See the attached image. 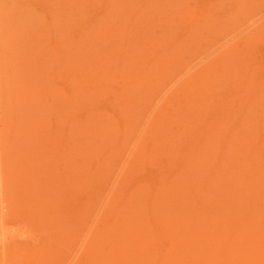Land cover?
Segmentation results:
<instances>
[{
  "label": "rangeland",
  "instance_id": "rangeland-1",
  "mask_svg": "<svg viewBox=\"0 0 264 264\" xmlns=\"http://www.w3.org/2000/svg\"><path fill=\"white\" fill-rule=\"evenodd\" d=\"M101 32H103L101 34L102 37L100 36ZM106 33L110 35H106ZM124 37L126 38L124 39ZM126 43L128 44L126 45ZM0 48V237H11L8 240L10 243L9 248H11L8 251L9 254L5 252V246L1 245L3 248H0V257L2 256L0 262L2 264H10L9 261H11L10 257L12 255L16 256L15 260L25 262L26 259L32 256V253L34 255L39 253L38 256L40 257L43 252L46 253L47 251L48 256L46 255L45 259H48L51 255L53 256L62 250L64 255L62 254L56 260V264H85L87 262L85 259L91 258L93 253L91 250L93 248L92 245L95 239L98 238L99 232L107 228V225L103 228L101 226L105 225L118 210L123 208L124 204L120 205L119 201L121 203L123 202L122 200H126L129 196L131 198L133 193L135 196L132 203L134 204V201L137 200L135 201V205L137 204V206L134 207L139 211H134V207L129 209L128 216L130 215L132 227L125 233L128 240H130L129 246L133 250H138L139 247L145 250L146 246L150 245L152 249L151 253L147 251L145 253L149 255L148 260L154 259L158 254V264H165L166 262V264H170L171 255L172 258H176L178 263L182 264H197L196 262L199 259L205 260V257L212 253V242H220L214 235H210L209 230L212 228L215 231L221 230L219 228L220 224H218L220 222L214 223L210 218L207 219L208 212L214 211L213 207H216L218 208V213H224L230 208V200L234 199L233 197L231 198V195L229 196L233 186L222 182L221 177L223 178L224 175L222 173L226 172V168L229 167L231 171L228 170L227 177L238 175L241 170L245 169V166L242 165V161L245 160L244 157L251 156L253 158L255 155L252 156V153L260 155L263 152L259 148L261 145L264 146V0H0ZM138 53L141 54L138 55ZM91 55H94V57L92 58ZM116 56L120 57L121 61H117L119 58ZM156 64L157 67L161 66L160 72L155 71V73H158V78L155 79L158 82L157 87L152 89L153 91L148 92V94H145L146 89L142 91L143 95L140 93L138 99L136 98L138 102L132 98L130 99L128 93L126 96V92H124V95L122 91H116L112 86L114 84L117 85V78H120L119 86L126 83L128 81L126 78L128 70H138L139 72L144 68L142 71L144 74H147V72L150 73L156 70ZM89 65L92 67H89L90 70L88 68ZM109 65L114 68L113 73L103 71L106 68L108 70ZM212 67L213 69H211ZM86 68L90 72H87ZM146 69L147 71H145ZM229 72H231V75ZM216 73L218 77L215 76ZM106 76L109 80L104 83L109 86L101 88L99 85L102 81L99 79ZM160 76L163 77L161 78ZM215 79L217 80L214 82L215 86H211L210 83ZM88 87L92 89L90 90ZM196 91L197 93H195ZM142 102L143 104H141ZM131 103L132 105H130ZM74 107L75 109H73ZM139 108L142 109L141 112H139ZM179 110L183 116L177 120L175 114ZM128 115L129 118L126 119L125 116ZM93 116L96 118L95 121H93ZM176 120L177 122H175ZM237 120L238 124L236 125ZM91 125H95V129ZM75 126L79 127L82 132ZM99 126L101 129L106 130L107 133L102 134L103 131ZM39 127L43 129L41 133ZM135 128L137 131L134 130ZM94 130H96V133H94ZM236 130L241 133H238ZM124 131L128 135L123 137L124 139L122 138L121 142L120 134L125 133ZM153 131L155 132L154 135ZM161 133L163 135L166 134L164 138H161L163 136ZM40 134H43V137L45 136L44 139L42 138V141L38 137ZM64 135L66 137L69 136L72 146L61 150V153L66 151L64 158L67 161L61 162L62 164L58 168L61 171L60 174L63 172V177L65 176V178L60 182L59 177L56 175L55 182H48L49 186L46 187L50 190V194L53 192V196L57 197L56 203L52 207L44 205L43 209L42 207L40 209L38 206L40 202L36 203V205V201H29L25 207H22L19 205L20 197L17 194L23 188L18 187L17 182H20L19 175L20 173L23 174V169L26 168L24 166L28 165L26 171L35 169L33 168L35 167L34 165L38 166L39 161L46 160V157L54 152L51 148L53 145H46V142H49L50 139L51 141L53 139L56 141L57 137L61 138L60 136L64 137ZM104 135L106 136L104 137ZM145 136H148V139H145ZM88 137L92 139L90 140ZM112 138L119 139L118 141L121 143L119 144L118 141ZM166 138L167 141L169 139L173 141V146L170 145L171 148H169L168 144L164 145L165 151H170L171 154L169 152L167 154L164 153L165 156L162 154L163 156L160 159L156 155L157 151L158 154L160 152L158 148L159 139ZM85 139L88 141L85 142ZM79 140L84 144L82 145ZM111 140L112 143H117H113L114 146L112 144L114 148L103 144L105 150L101 142L106 143V141L109 142ZM234 140L236 143H234ZM92 142L94 145L96 144L95 142L98 145L99 143L101 144L100 146L95 145L96 147H100L99 152H97L99 148H96V151ZM28 143L35 150L36 155H34L37 158L32 154L29 157H26V155L19 157L22 154L19 149L29 148ZM85 146L88 147L85 148ZM44 147H48L49 149L47 148L46 152L44 151L39 155L36 150L44 149ZM109 149L113 153L106 154ZM103 150L104 153L102 152ZM146 150H148L147 153H145ZM16 151L19 153H16ZM250 151L253 152L250 154ZM90 152H95L96 155ZM199 153L201 155L204 154L205 162L204 168L198 172V170L189 168L190 162L186 163L189 157L194 158ZM44 154L47 155L45 158H43ZM87 154L91 156L87 158ZM101 154L105 156H101ZM151 154L153 155L150 156ZM15 156L19 157V159L15 158ZM31 156L34 157V160L33 157L31 159ZM96 156L99 157L96 158ZM173 156L174 161L172 159ZM77 157L82 160H78ZM103 157L105 158V162L102 160ZM156 157L160 160L156 159ZM224 157L226 161H224ZM38 158L42 159L35 162ZM111 158H113V161L110 160ZM167 158L170 161L172 159V161L168 162ZM216 158L218 159L216 160ZM260 158L262 159V157ZM13 159H17L18 161H15L16 166L10 167L11 164L8 162H14ZM76 160L80 162L78 163ZM23 161L24 163L22 164ZM207 161H210V164ZM86 162H90L91 164L89 163L90 165H88ZM182 162H186L185 165L184 163L181 164ZM217 162L221 165H217ZM260 162L263 164L264 160ZM206 163L207 165H205ZM226 163L227 166L225 165ZM261 163L258 162L256 167L260 168L262 166ZM4 164L8 165L5 166ZM137 164L138 167H141L138 168ZM214 165L220 167L217 168ZM8 166L10 168L7 169ZM105 166L108 168L106 169ZM207 166L210 167L206 168ZM262 168L264 169L263 166ZM72 170L76 171L72 172ZM57 171L60 172L59 170ZM107 172L108 174H106ZM189 172L194 174L191 175ZM163 174L165 178L162 177ZM82 175H84V178ZM191 176H193V180H191ZM80 177L83 179H80ZM180 177L183 180L179 179ZM158 178L162 180L158 181ZM189 178L190 180H188ZM197 179H202L205 183L204 185L207 187L204 189V193L208 191L209 193L206 194H209L210 198L204 204H210L209 208L206 207L207 205H205V208L197 199L196 203H194L195 199L192 188L194 187L193 183ZM174 180H177L176 184ZM169 181L174 183L170 185ZM207 182L208 184H206ZM86 183L90 186L88 184L85 185ZM166 183L168 184L167 186ZM153 185L155 186V190L162 188L159 191L157 190L160 193L157 192L155 195V191L151 192L154 190L152 189L154 188ZM173 185H176V187L174 188ZM96 187H99V192L95 189ZM167 187L169 188L167 189ZM173 188L174 190L177 188L179 191L182 189L181 192H178L177 189V191H172ZM256 190L258 189L256 188L254 192H250L255 199ZM15 191V195L17 196L14 195ZM185 192L187 194H184ZM177 193L183 194L182 196L184 197L180 199V195ZM161 194L163 197L169 194V197L172 198L170 199L167 195L164 205L163 201H165V197L163 198ZM98 195L100 196L99 198L97 197ZM138 196L139 198H137ZM156 197H160L158 198L159 200ZM173 197L175 198L173 199ZM161 199L163 200L160 201ZM95 201L98 203H95ZM167 201L168 204L169 201H172L169 204L170 208H173L171 211L169 206H167ZM87 202L96 205L92 207ZM143 203H146V205ZM193 204H197L196 208H194ZM248 204L245 207L250 208L251 205H258L255 202ZM84 205L86 207L89 206L88 208L91 209L85 208ZM152 206H156V208ZM161 206L165 207L162 208ZM157 207H159L158 210ZM245 207L243 206V209ZM53 208L55 209L53 210ZM175 208H177L176 212H174ZM63 209L67 210V213ZM161 209L169 211L168 213L179 222V227L181 228L180 234L193 231L194 234L191 236V240H189L190 236L187 234L189 242L187 241L184 244L186 248L175 247L176 251H174L173 243L170 241L171 234L175 237L174 231L172 233L168 229L165 231L166 226H164L163 222L153 217V212L158 213ZM183 209L185 210L184 215ZM193 209L197 210V214L194 213ZM41 210H43V214H47L48 216L44 215L45 218L41 217L43 216L42 213H39ZM72 210H75V213ZM106 210L108 214H105ZM141 210L142 212H140ZM152 210L153 212L151 213ZM32 211L33 213L35 212L33 215ZM37 211H39V214H37ZM144 211L145 213L143 214ZM188 211L194 213V217ZM49 212L53 213L54 217H58L59 220L62 218L61 223L62 220L63 222L65 220L67 227L73 230L72 232L69 230V234H71L70 238H74H72L71 244L69 242L65 243V241H59L57 244L49 237L48 230H46L48 228L46 226L48 225H45L49 217L53 216ZM111 212L114 214H111ZM135 212H138V214ZM198 213L200 214L198 215ZM259 214L260 217L261 215L263 217L264 211ZM196 216L198 217L196 218ZM106 217L110 218L106 219ZM189 217H192L194 220ZM260 217H256L257 219L246 218L245 216L241 217L243 219H239V223L232 230V234L229 230L226 231V239L221 240V242L228 244L233 242V240L235 241V236L238 238L242 234V231L243 234L244 231L250 230H256L261 233L263 229L264 233V220H261ZM203 218L205 222L202 221ZM186 219H191V225L188 224L189 222ZM41 220L45 222L42 223ZM255 221L260 224L255 223ZM138 222L143 224L139 226ZM43 224L45 227H43ZM255 224L258 226L257 229L254 228ZM202 226H205V229ZM135 227L137 229H134ZM198 231L204 232L200 233ZM129 232L132 234H129ZM166 232L169 236H167ZM197 234L198 238H196ZM210 236H213V238H210ZM144 237L149 238L146 240L147 238ZM19 239L22 242L16 244L15 242ZM238 241H243V238H239ZM248 241L250 242L251 239ZM51 243H54L52 247ZM159 245H161V248L158 247ZM16 246L18 248L14 249ZM189 246L190 248H188ZM49 247L50 249H48ZM134 247L136 248L134 249ZM28 248L29 250H26ZM254 248L256 249V247ZM168 249L170 250L168 251ZM172 249L173 251H171ZM26 252L31 254L27 255ZM5 255L7 257L10 256V259L5 258ZM134 255L130 257L131 261H134L135 264L145 263V257L143 262L141 255ZM100 259H103L102 256H100ZM165 259L168 261H165ZM154 260L156 261V259ZM211 260H213V264H216L218 261L216 257ZM119 261L120 263L124 262L120 258Z\"/></svg>",
  "mask_w": 264,
  "mask_h": 264
},
{
  "label": "bare ground",
  "instance_id": "bare-ground-1",
  "mask_svg": "<svg viewBox=\"0 0 264 264\" xmlns=\"http://www.w3.org/2000/svg\"><path fill=\"white\" fill-rule=\"evenodd\" d=\"M119 3V2H118ZM111 5V4H110ZM128 6V5H127ZM126 6V7H127ZM125 7V8H126ZM129 8H130V6H128ZM63 11V10H62ZM65 11V10H64ZM114 12V11H113ZM117 14V13H116ZM162 15H164V14H162ZM120 16H121V14H120ZM168 16H170V15H168ZM166 17V16H165ZM113 18V17H112ZM112 18H111V20H112ZM164 18V17H163ZM127 19V18H126ZM160 20V19H159ZM119 21H121V20H119ZM131 21V20H130ZM107 25V24H106ZM109 25V24H108ZM112 25V24H111ZM128 25V24H127ZM123 26V25H122ZM108 27V26H107ZM110 27V26H109ZM112 27V26H111ZM120 27V26H119ZM118 27V28H119ZM107 29V28H106ZM110 29V28H109ZM115 29V28H114ZM116 29H117V27H116ZM125 29V28H124ZM91 30H93V29H91ZM127 30V29H126ZM125 30V31H126ZM110 31V30H109ZM124 31V32H125ZM123 32V31H122ZM103 32H101L100 33V36H101V34H102ZM110 33V32H109ZM108 33H106V35H107ZM108 35H110V34H108ZM113 35V34H112ZM142 35V34H141ZM104 36V35H103ZM114 36H117V35H114ZM97 37V36H96ZM102 37V36H101ZM105 37H109V36H105ZM111 37V36H110ZM113 37V36H112ZM132 37V36H131ZM98 39H100L99 37H97ZM126 37H124V39H125ZM192 38H194V37H192ZM149 39V38H148ZM93 40V39H92ZM95 40V39H94ZM107 40V39H106ZM105 40V41H106ZM129 40V39H128ZM193 40H195V38L193 39ZM18 42V41H17ZM124 42V41H123ZM176 42V41H175ZM187 42V41H186ZM96 43V42H95ZM190 43V42H189ZM92 44H94L93 42H92ZM124 44V43H123ZM128 43H126V45H127ZM191 44V43H190ZM89 45V44H88ZM111 45V44H110ZM118 45L119 46H121L119 43H118ZM189 45V44H188ZM106 46V45H105ZM162 46V45H161ZM83 47V46H82ZM113 47V46H112ZM81 48V47H80ZM130 48V47H129ZM1 49V48H0ZM75 49H77L76 47H75ZM107 49V48H106ZM134 49V48H133ZM18 50V49H17ZM83 50V49H82ZM32 51V50H31ZM84 51V50H83ZM82 51V52H83ZM104 51V50H103ZM108 51V50H107ZM138 52H139V50H137ZM181 51V50H180ZM80 52H81V50H80ZM99 52V51H98ZM11 53V52H10ZM113 53H114V51H113ZM125 53V52H124ZM66 54H68L67 52H66ZM94 54V53H93ZM111 54V53H110ZM141 53H138V55H140ZM109 55V54H108ZM126 55H128V54H126ZM125 55V56H126ZM39 56V55H38ZM92 56V55H91ZM124 56V55H123ZM131 56H134V55H131ZM13 57V56H12ZM76 57V56H75ZM94 57V55L92 56V58ZM109 57H112V56H109ZM108 57V58H109ZM116 57H118V56H116ZM84 58V57H83ZM104 58V57H103ZM115 58V57H114ZM119 59L117 60V61H121L120 60V57H118ZM149 58V57H148ZM155 58H156V56H155ZM154 58V59H155ZM101 59V58H100ZM74 60V59H73ZM90 60H91V58H90ZM178 60H180V59H178ZM45 61V60H44ZM70 61V60H69ZM94 61V60H93ZM115 61V60H114ZM157 61H158V59H157ZM173 61V60H172ZM171 61V62H172ZM13 62V61H12ZM26 62V61H25ZM91 62V61H90ZM89 62V63H90ZM96 62V61H95ZM149 62V61H148ZM162 62V61H161ZM43 63V62H42ZM75 63H76V61H75ZM78 64V63H77ZM100 64V63H99ZM108 64V63H107ZM146 64V63H145ZM149 64H151V63H149ZM164 64V63H163ZM176 64V63H175ZM12 65V64H11ZM16 65V64H15ZM42 65V64H41ZM143 65V64H142ZM161 65V64H160ZM179 65V64H178ZM101 66V65H100ZM147 66H149L148 64H147ZM166 66V65H165ZM171 66V65H170ZM92 68L91 67V65H89L88 66V68ZM150 67V66H149ZM149 67H148V69H149ZM42 68V67H41ZM88 68H86V70H87V72H90V71H88ZM90 68H89V70H90ZM111 68V69H110ZM139 68H141V67H139ZM164 68V67H163ZM166 68H167V66H166ZM39 69V68H38ZM113 67L111 66V65H109L108 66V70H107V68L105 69V70H103L104 72H111V73H113L112 71H113ZM133 69V68H132ZM144 68H142V70H143ZM211 69H213V67L211 68ZM127 70V69H126ZM137 70V69H136ZM141 70V71H142ZM152 70V69H151ZM164 70V69H163ZM175 70V69H174ZM216 70V69H215ZM120 71V70H119ZM141 71H139L138 72V70L137 71H127V73L129 74H127V82L126 83H124L123 85H121L120 84V86H119V83H120V78H117L118 80V82H117V85L116 84H114V85H112L113 87H114V89L116 90V91H122L123 92V94H124V92H126V96H127V93L129 94L128 96L130 97V99L132 98V99H134L135 101L138 99V97H139V94L141 93L142 94V91H144L145 89H146V93L145 94H148V92H150V91H153L152 89H154L155 87H157V81L155 80L156 78H158V73H155V71H161V66H158L157 67V64H156V70H154V72H150V73H148L147 72V74L145 73H143V71L141 72ZM145 71H147V69L145 70ZM168 71V70H167ZM213 71V70H212ZM211 71V72H212ZM220 71V70H219ZM228 71V70H227ZM83 72V71H82ZM109 72V73H110ZM93 73V72H92ZM101 73V72H100ZM99 73V74H100ZM164 73V72H163ZM167 73V72H166ZM171 73V72H170ZM214 73V72H213ZM231 72H229V74H230ZM240 73V72H239ZM97 74V73H96ZM98 74V75H99ZM108 74V73H107ZM117 74V73H116ZM220 74V73H219ZM225 74H226V72L224 73V76H225ZM162 75V74H161ZM166 75V74H165ZM221 75H223V74H221ZM231 75V74H230ZM240 75V74H239ZM215 76H217V73L215 74ZM223 76V77H224ZM102 77H103V75H102ZM115 77V76H114ZM161 77V76H160ZM163 77V76H162ZM161 77V78H162ZM166 77H167V75H166ZM218 77V76H217ZM165 78V77H164ZM220 78V77H219ZM97 79H98V77H97ZM100 81H102V82H100V87L102 88L103 86H109V85H107V84H105L104 82H106V81H108L109 80V78L106 76V77H104V78H101V79H99ZM164 80V79H163ZM213 80V79H212ZM122 81V80H121ZM124 81V80H123ZM215 81H217L216 79L214 80V81H212L210 84H211V86H213L214 85V82ZM91 82V81H90ZM99 82V81H98ZM97 82V83H98ZM43 83V82H42ZM89 83V82H88ZM218 83V82H217ZM196 84V83H195ZM207 85V84H206ZM205 86V85H204ZM215 86V85H214ZM39 87V86H38ZM197 87V86H196ZM89 88V87H88ZM99 88V87H98ZM101 88H99V89H101ZM200 88V87H199ZM87 89V88H86ZM85 89V90H86ZM90 89V88H89ZM92 89V88H91ZM90 89V90H91ZM199 92H200V90H199ZM195 93H197V91L195 92ZM9 95V94H8ZM125 95V94H124ZM143 95V94H142ZM195 95H198V94H195ZM35 98V97H34ZM137 98V99H136ZM26 99V98H25ZM11 100V99H10ZM124 100V99H123ZM127 100V99H126ZM25 102V101H24ZM124 102H125V100H124ZM136 102H138V101H136ZM9 103V102H8ZM14 103V102H13ZM121 103V102H120ZM129 103V102H128ZM262 103V102H261ZM26 104H27V102H26ZM141 104H143V102L141 103ZM18 105V104H17ZM119 105V104H118ZM130 105H132V103L130 104ZM137 105H138V103H137ZM145 105V104H144ZM121 106V105H120ZM119 106V107H120ZM134 106H135V104H134ZM129 107V106H128ZM136 107V106H135ZM138 107H139V105H138ZM249 107V106H248ZM121 108V107H120ZM145 108V107H144ZM16 109V108H15ZM73 109H75V107L73 108ZM127 110H128V108H126ZM30 110V109H29ZM124 110V109H123ZM126 110V111H127ZM131 110V109H130ZM141 110L142 109H140L139 108V112H141ZM118 111H120V110H118ZM38 113V112H37ZM123 113H124V111H123ZM250 113V112H249ZM39 114V113H38ZM120 114H122V113H120ZM129 114H131L130 112H129ZM134 116V115H133ZM132 116V117H133ZM139 116V115H138ZM182 116H183V114L181 113V111L179 110V111H177L176 112V114H175V118H177V120L178 119H181L182 118ZM254 116V115H253ZM126 117V119L127 118H129V115L128 116H125ZM124 117V118H125ZM131 117V118H132ZM135 117V116H134ZM256 117V116H255ZM258 117V116H257ZM24 118V117H23ZM252 118V117H251ZM123 119V118H122ZM126 119H125V121H126ZM96 120V118H95V116H93V121H95ZM100 120V119H99ZM137 120V119H136ZM135 120V121H136ZM177 120L175 121V122H177ZM246 120V119H245ZM23 121V120H22ZM131 121V120H130ZM256 121V120H255ZM254 121V122H255ZM140 122V121H139ZM252 122V121H251ZM23 123V122H22ZM93 123V122H92ZM91 123V124H92ZM96 123H98L97 121H96ZM100 123H101V121H100ZM132 123H133V121H132ZM29 124H31L30 122H29ZM28 124V125H29ZM94 124V123H93ZM99 124V123H98ZM130 124V123H129ZM134 124V123H133ZM236 125L238 124V120H237V122L235 123ZM246 124V123H245ZM234 125V124H233ZM79 126V125H78ZM88 126V125H87ZM91 126H93V128L95 129V125H91ZM128 126V125H127ZM130 126V125H129ZM136 126V125H135ZM239 126V125H238ZM245 126V125H244ZM76 127V126H75ZM90 127V126H89ZM131 127H132V124H131ZM138 127V126H137ZM231 127V126H230ZM229 127V128H230ZM40 128V127H39ZM69 128V127H68ZM77 128V127H76ZM79 128V127H78ZM77 128V129H78ZM81 128H83V127H81ZM92 128V129H93ZM99 128H100V126H99ZM98 128V129H99ZM104 128V127H103ZM106 128V127H105ZM129 128V127H128ZM235 129H236V127H234ZM38 129V128H37ZM37 129H35V130H37ZM84 129V128H83ZM90 129H91V127H90ZM101 129V128H100ZM231 129V128H230ZM233 129V128H232ZM16 130V129H15ZM41 130H43V129H39V131H40V133H41ZM80 132H82L81 131V129L79 128L78 129ZM77 130V131H78ZM86 130V129H85ZM102 131H103V133L102 134H106L107 133V131L106 130H103V129H101ZM100 130V131H101ZM134 130H136V128L134 129ZM153 130V129H152ZM250 130V129H249ZM27 131V130H26ZM38 131V132H39ZM61 131V130H60ZM67 131V130H66ZM79 131H78V133H79ZM91 131V130H90ZM96 130H94V133H96L95 132ZM137 131V130H136ZM151 131V130H150ZM236 131H238V130H236ZM242 131V130H241ZM21 132V131H20ZM23 132V131H22ZM25 132V131H24ZM30 132H31V130H30ZM85 132V131H84ZM92 132H93V130H92ZM105 132V133H104ZM125 132V131H124ZM240 131H238V133H239ZM247 132V131H246ZM44 133V132H43ZM66 133V132H65ZM64 133V134H65ZM110 133V132H109ZM108 133V134H109ZM130 133H132V132H130ZM134 133V132H133ZM236 133V132H235ZM241 133V132H240ZM25 134V133H24ZM37 134V133H36ZM90 134H91V132H90ZM100 134V133H99ZM107 134V135H108ZM136 134H137V132H136ZM155 134V132L153 131V135ZM162 134V133H161ZM41 135V136H40ZM38 137H40V140L42 141V138L44 139V137H43V134H40ZM51 135V134H50ZM114 135V134H113ZM126 135H128V133H123V134H120V138H121V142H122V138L123 137H125ZM134 135H135V133H134ZM139 135V134H138ZM137 135V136H138ZM153 135H151V136H153ZM163 135V134H162ZM165 135L166 134H164L161 138H164L165 137ZM240 135H242V134H240ZM23 136V135H22ZM29 136V135H28ZM35 136V135H34ZM59 136V135H58ZM83 136H85V135H83ZM86 136H87V134H86ZM93 136V135H92ZM95 136V135H94ZM98 136V135H97ZM101 136H103V135H101ZM106 135H104V137H105ZM129 136H130V134H129ZM148 136H150V135H148ZM148 136L146 137L145 136V139L147 138L148 139ZM18 137H19V135H18ZM47 137V136H46ZM61 138H59V137H57V140L55 141L54 139L51 141V139L50 138H48V139H50L49 140V142H46L47 144L46 145H53L51 148L54 150V152L52 153V154H50V155H46V154H44L45 156H43V158H45L46 156V160L45 159H43V160H45L44 162H42V161H39L38 162V160H40V159H42V158H38L37 159V161H35V162H38L39 164H38V166L37 165H34L33 163V165L35 166V167H33V168H35V169H33V170H27L26 171V168H27V166L28 165H26V166H24V167H26L25 169H23V174H21L20 173V182H17V186L19 187L20 186V188H23L22 190H21V192L20 193H18L17 195H19V199H20V204L19 205H21L22 207H25V205L26 204H28L29 203V201H36L35 202V204L36 203H38V202H40L39 204H38V206H39V208L40 207H42V209H43V206L44 205H49V207L51 206H53V204L54 203H56V201H57V197H54L53 196V192H52V194H50V190H48L46 187L47 186H49L48 185V182L50 183V182H52V181H54L55 182V180H56V178H55V176L57 175L58 177H59V181L61 182L62 180H63V178H65V176L63 177V172H62V174H60L61 173V171H60V169L58 168V166L60 167V165L62 164L61 162H63V161H67V159L66 158H64L65 157V155H66V151L65 152H63V153H61V150L62 149H66V147H72L71 146V144H70V138H69V136L68 137H66L65 135H64V137L63 136H60ZM70 137H71V134H70ZM113 137V136H112ZM80 138H81V136H80ZM93 138H95V137H93ZM97 138H99V137H97ZM103 138V137H102ZM101 138V139H102ZM108 138V137H107ZM115 138V137H114ZM227 138V137H226ZM47 139V140H48ZM75 139V138H74ZM83 139V138H82ZM88 139H90L89 137H88ZM92 139V138H91ZM90 139V140H91ZM96 139V138H95ZM113 139V138H112ZM116 139H117V136H116ZM116 139H113V140H115V141H118V140H116ZM124 139V138H123ZM23 140V139H22ZM90 140H89V142H90ZM105 140V139H104ZM125 140H126V138H125ZM170 140V141H169ZM168 141H167V138L166 139H159V146H158V148L160 149L159 151V154H158V151H157V153H156V155H158L159 156V158L161 159L162 158V156L164 155V153H166L167 154V152H169L170 153V151H165V148H164V145H166V144H168L169 145V148H171L170 147V145H172L173 144V141H172V139H169ZM19 141V140H18ZM27 141V140H26ZM26 141H25V143H26ZM51 141V142H50ZM88 140H86L85 139V142H87ZM102 141H103V139H102ZM128 141H130V140H128ZM145 141V140H144ZM237 141V140H236ZM22 142V141H21ZM31 142V141H30ZM36 142V141H35ZM79 142H81V144L83 145L84 143H82V141L81 140H79ZM84 142V141H83ZM99 142H101V141H99ZM104 142V141H103ZM103 142H101L102 143V146L104 147V149H105V146L106 145H108V146H110V147H112V148H114L113 146H114V144L113 143H117V142H113L112 143V140L111 141H109V142H107L106 141V143H108V144H106V143H103ZM121 142H119L118 141V143L120 144ZM156 142V141H155ZM171 142V143H170ZM96 144L95 145H98L97 144V142H95ZM170 143V144H169ZM234 143H236L235 142V140H234ZM29 144V143H28ZM70 144V145H69ZM80 144V143H79ZM92 144H93V142H92ZM103 144H105V146L103 145ZM112 144H113V146H112ZM128 144V143H127ZM145 144H146V142H145ZM229 144V143H228ZM239 144V143H238ZM8 145V144H7ZM35 145V144H34ZM91 145V144H90ZM94 145V144H93ZM94 145V146H95ZM101 144L99 143V145L98 146H100ZM123 145H124V141H123ZM231 145V144H230ZM234 145V144H233ZM242 145V144H241ZM32 147V145H28V147L29 148H26V149H19V148H21V147H19L18 149H19V151L20 152H22V154H20V156L19 157H21V156H25L26 155V157H29L30 156V154H32V155H36V153H35V150L33 149V148H31ZM79 146V145H78ZM101 146V147H102ZM173 146V145H172ZM228 146V145H227ZM236 146V145H235ZM46 147V146H45ZM44 147V149H38V150H36L37 151V153L40 155L42 152H44L45 150L47 151V148H45ZM80 147H81V145H80ZM86 147H88V146H85V148ZM121 147V146H120ZM224 147H226V146H224ZM41 148V147H40ZM93 148V147H92ZM95 149L97 148H99L98 149V151H97V149H96V151L97 152H99V150H100V147H94ZM93 148V149H94ZM175 148V147H174ZM174 148H172V149H174ZM211 148H213V147H211ZM232 148V147H231ZM17 149V150H18ZM32 149V150H31ZM49 149V148H48ZM248 149V148H247ZM250 149V148H249ZM51 150V149H50ZM69 150V149H68ZM67 150V151H68ZM73 150H75V149H73ZM72 150V151H73ZM92 150V149H91ZM106 150V149H105ZM141 150V149H140ZM170 150V149H169ZM239 150H240V148H239ZM252 150V149H251ZM254 150H255V148H254ZM257 150V149H256ZM259 150H263V152L262 153H260V155L259 154H253L251 151H250V154L252 153V156L253 155H255V157H247V158H245L244 157V161H242V165L243 166H245V169L242 171L241 170V172L238 174V175H233V176H231V177H227V172H228V170H229V167H227L226 168V172H224V173H222V174H224L223 175V178L221 177V179L223 180L222 182H225V183H227V184H229V185H232L233 186V188H231V194H229V196L231 195V198L233 197L234 199H232V200H230V201H228V202H230V208L228 209V211H226V212H224V213H218V208H216V207H213L214 208V211L212 210L211 212L208 210V208L210 207V204H204V202L205 201H207L208 200V198H210L209 197V194H206V193H209L208 191H205V193H204V189L205 188H207L204 184V182H203V180L202 179H197V181H195L194 183H193V185H194V187L192 188V193H193V197H194V199H195V202L194 203H196V201L198 200V201H200V203H201V205L203 204L204 205V207H205V205H207L206 207H208L207 208V210L209 211L208 212V215H207V219L208 218H210L212 221H214V223L216 222H220V223H218V224H220V227L219 228H221V230L220 231H215L213 228L212 229H210L209 230V233H210V235H214V237L215 238H218L219 239V241L220 242H212V244L211 245H213L211 248L213 249L212 250V253H210L209 254V256H207V257H205V260L204 259H202V260H198L196 263L197 264H213L212 262H213V260H211L212 258H214V257H216L217 259H218V261H217V263H216V261H214V263H216V264H264V233H263V229H262V231H261V233L259 232V231H256V230H250V231H244V234H243V231H242V234L241 235H239L238 236V238L235 236V238H236V240L234 241L233 240V242H231V243H228V244H223L222 242H221V240L223 241V239H226L225 237H226V235L227 234H225V233H227L226 231H228L229 230V232H231V234H232V230L233 229H235V226L239 223V219H243V218H241V217H246V218H258V217H260L259 215V213H262L264 210H262V209H264V169L262 170L261 169V167L263 166L264 167V162H263V164L260 162V161H262V160H264V146H260V148H259ZM45 151V152H46ZM95 151V152H96ZM152 151H154V150H152ZM228 151H230V150H228ZM227 151V152H228ZM232 151V150H231ZM230 151V152H231ZM241 151V150H240ZM18 151H16V153H17ZM29 152V153H28ZM86 152V151H85ZM84 152V153H85ZM95 152H90V153H95ZM101 152V151H100ZM103 153H104V150L102 151ZM106 152V151H105ZM148 152V150H146V152L145 153H147ZM206 152V151H205ZM211 152V151H210ZM221 152V151H220ZM227 152H226V154H227ZM237 152H239V151H237ZM19 153V152H18ZM72 153V152H71ZM88 153V152H87ZM89 153V154H90ZM111 153H113V152H111V150L109 149V151H108V153H106V154H111ZM120 153V152H119ZM150 153H152V152H150ZM209 153V152H208ZM213 153V152H212ZM255 153V152H254ZM49 154V153H48ZM99 154V153H98ZM140 154V153H139ZM154 154V153H153ZM153 154H151L150 156H152ZM163 154V155H162ZM171 154V153H170ZM214 154V153H213ZM217 154V153H216ZM215 154V155H216ZM231 154V153H230ZM34 155V157L35 158H37L36 156ZM68 155V154H67ZM79 155V154H78ZM95 155H96V153H95ZM103 154H101V156H102ZM122 155V154H121ZM169 155V154H168ZM201 153H199V154H196V156L194 157V158H188V162H187V159H186V164H188L189 162H190V166H189V168H192L193 170H198V172L200 171V170H202L203 168H204V154L203 155H201ZM212 155V154H211ZM220 155H221V153H220ZM225 155V154H224ZM238 155H240V154H238ZM246 155V154H245ZM69 156H71V155H69ZM89 156H91V155H89ZM88 156V154L86 155V157L88 158L89 157ZM103 156H105V155H103ZM116 156H118V155H116ZM135 156H137V155H135ZM145 156V155H144ZM165 156V155H164ZM170 156V155H169ZM181 156V155H180ZM206 156V155H205ZM226 156V155H225ZM243 156V155H242ZM3 157H4V155H3ZM19 157H17V156H15V158H18L19 159ZM32 157L33 156H31V159H32ZM34 157H33V160H34ZM41 157H42V155H41ZM99 157V156H98ZM97 156H96V158H98ZM106 157H107V155H106ZM111 157V156H110ZM114 157V156H113ZM120 157H122V156H120ZM139 157V156H138ZM154 157V156H153ZM153 157H151V158H153ZM177 157V156H176ZM175 157V158H176ZM213 157H214V155H213ZM227 157V156H226ZM234 157H236V156H234ZM259 157V158H258ZM260 157H262V159L260 158ZM7 158V157H6ZM5 158V159H6ZM9 158H11V157H9ZM14 158V159H15ZM71 158V157H70ZM79 157H77V159H78ZM85 158V157H84ZM86 158V159H87ZM91 158V157H90ZM108 158V157H107ZM118 158V157H117ZM158 157H156V159H157ZM158 158V159H159ZM163 158H165V157H163ZM169 158V157H168ZM167 158V160H169ZM174 158V156L172 157V159ZM230 158H232V157H230ZM242 158V157H241ZM249 158V159H248ZM5 159H4V161H5ZM13 159V160H14ZM105 158L103 157L102 158V160H104ZM113 158H111L110 160H112ZM148 159V158H147ZM159 159V160H160ZM172 159H171V161H172ZM210 159H211V157H210ZM218 158H216V160H217ZM221 159V158H220ZM224 159H225V157H224ZM7 160H8V158H7ZM6 160V161H7ZM17 160V159H16ZM16 160H14V162H8V163H10L11 164V166H10V164H9V166L10 167H12V166H16V163H15V161ZM78 160H80V159H78ZM78 160H76V161H78ZM82 160V159H81ZM80 160V161H81ZM89 160H91V159H89ZM101 160V161H102ZM115 160H118V159H115ZM140 160H142L141 158H140ZM166 160V159H165ZM175 159H173V161H174ZM208 160V159H207ZM229 160V159H228ZM3 161V160H2ZM18 161V160H17ZM47 161V162H46ZM80 161H78V163L80 162ZM113 161V160H112ZM137 161V160H136ZM149 161V160H148ZM170 160L168 161V162H171ZM224 161H226V159L224 160ZM231 161V160H230ZM234 162H235V160H233ZM238 161V160H237ZM34 162V161H33ZM34 162V163H35ZM104 162H105V160H104ZM108 162V161H107ZM116 162V161H115ZM114 162V163H115ZM138 162V161H137ZM151 162V161H150ZM163 162H165V161H163ZM207 162H209V164H210V161H207ZM261 163V167L260 168H257L256 166H257V163ZM6 163V162H5ZM24 163V161L22 162V164ZM64 163V162H63ZM87 163V162H86ZM90 163V162H89ZM89 163H87L88 165H90ZM103 163V162H102ZM109 163V162H108ZM117 163V162H116ZM141 163V162H140ZM142 163H144V162H142ZM146 163V162H145ZM144 163V164H145ZM154 163H155V161H154ZM177 163V162H176ZM184 162H182L181 164H183ZM185 163H184V165H185ZM216 163V162H215ZM222 163V162H221ZM229 163V162H228ZM240 163V162H239ZM18 164V163H17ZM31 164V163H30ZM86 164V165H87ZM97 164V163H96ZM98 164H100V163H98ZM105 164V163H104ZM5 166H7L6 164H4ZM161 165V164H160ZM183 165V166H184ZM205 165H207V163L205 164ZM217 165H221V164H218V162H217ZM226 166H227V163L225 164ZM234 165V164H233ZM7 167V169L8 168H10V167ZM98 166V165H97ZM107 166H108V164H107ZM134 166H135V163H134ZM140 166V165H139ZM145 166V165H144ZM183 166H181V167H183ZM187 166V165H186ZM212 166V165H211ZM215 166V165H214ZM224 166V165H223ZM239 166H241L240 164H239ZM62 167V166H61ZM71 167H72V165H71ZM86 167V166H85ZM106 167V166H105ZM114 167V166H113ZM131 167V166H130ZM137 167H138V164H137ZM141 167V166H140ZM140 167H138V168H140ZM208 167H210V166H207L206 168H208ZM213 167V166H212ZM211 167V168H212ZM215 167H217V168H219L218 166H215ZM222 167V166H221ZM225 167V166H224ZM237 167V166H236ZM39 168V169H38ZM58 168V169H57ZM104 168V167H103ZM102 168V169H103ZM108 167H106V169H107ZM186 168V167H185ZM239 168V167H238ZM4 169H5V167H4ZM74 169V168H73ZM111 169H112V167H111ZM133 169H134V167H133ZM136 169V168H135ZM184 169V168H183ZM240 169H241V167H240ZM35 170H37V171H35ZM57 170H59L60 172H58ZM105 170V169H104ZM103 170V171H104ZM109 170V169H108ZM129 170H130V168H129ZM140 170V169H139ZM208 170V169H207ZM218 170V169H217ZM220 170V169H219ZM76 170H72V172H75ZM209 171H211V170H209ZM229 171H231V170H229ZM90 172V171H89ZM105 172V171H104ZM109 172V171H108ZM108 172L106 173V174H108ZM194 172V171H193ZM204 172V171H203ZM215 172H217V171H215ZM101 173H103L102 171H101ZM112 173V172H111ZM139 173H140V171H139ZM190 173V172H189ZM201 173V172H200ZM212 173V172H211ZM230 173V172H229ZM235 173V172H234ZM126 174V173H125ZM181 174V173H180ZM183 174V173H182ZM191 175L192 174H194V173H190ZM203 174V173H202ZM201 174V175H202ZM214 174V173H213ZM4 175V174H3ZM22 175V176H21ZM79 175V174H78ZM103 175V174H102ZM158 175V174H157ZM184 175V174H183ZM216 175V174H215ZM84 175H82V177H83ZM220 176V175H219ZM218 176V177H219ZM16 177V176H15ZM58 177H57V179H58ZM76 177V176H75ZM82 177H80V179L82 178ZM101 177V176H100ZM104 177V176H103ZM102 177V178H103ZM162 177H164V174H163V176ZM168 177V176H167ZM183 177V176H182ZM182 177H180L179 179H181ZM188 177H190V176H188ZM192 178H191V180H193V176H191ZM203 177V176H202ZM205 177V176H204ZM84 178V177H83ZM82 178V179H83ZM105 178H106V176H105ZM165 178V177H164ZM187 178V177H186ZM185 178V179H186ZM98 179H99V176H98ZM159 179V178H158ZM173 179V178H172ZM179 179H177V180H179ZM220 179V178H219ZM220 179V180H221ZM162 180V179H161ZM160 179L158 180V181H161ZM177 180H174V182H175V184H176V181ZM181 180H183V179H181ZM188 180H190V178L188 179ZM187 180V181H188ZM58 181V180H57ZM56 181V182H57ZM153 181V180H152ZM157 181V182H158ZM166 181V180H165ZM213 181V180H212ZM8 182V181H7ZM64 182V181H63ZM87 182V181H86ZM155 182V181H154ZM153 182V183H154ZM163 182V181H162ZM168 182V181H167ZM170 182V181H169ZM174 182H172V183H174ZM186 182V181H185ZM219 182V181H218ZM88 183H90V182H88ZM88 183H86L85 185H87ZM158 183H160V182H158ZM164 183V182H163ZM162 183V184H163ZM171 183V182H170ZM172 183L170 184V185H172ZM178 183V182H177ZM182 183V182H181ZM180 183V184H181ZM221 183V182H220ZM220 183H219V185H220ZM225 183H223V184H225ZM53 184V183H52ZM55 184V183H54ZM61 184V183H60ZM179 184V183H178ZM184 184V183H183ZM190 184V183H189ZM192 184V183H191ZM206 184H208V182L206 183ZM85 185H83V186H85ZM143 185V184H142ZM161 185V184H160ZM159 185V186H160ZM165 185V184H164ZM168 184L166 183V186H167ZM182 185V184H181ZM187 185V184H186ZM88 186H90L89 184H88ZM154 186V185H153ZM152 186V187H153ZM157 186H158V184H157ZM163 186V185H162ZM174 186V185H173ZM205 186V187H204ZM215 186V185H214ZM221 186V185H220ZM17 187V188H18ZM60 187V186H59ZM140 187V186H139ZM144 187V186H143ZM170 187V186H169ZM169 187H167V189L169 188ZM176 187V185L174 186V188ZM179 187H181V186H179ZM184 187H185V185H184ZM4 188V187H3ZM16 188V187H15ZM99 188V187H98ZM98 188L96 187L95 189L96 190H98ZM130 188V187H129ZM141 188V187H140ZM150 188V187H149ZM165 188V187H164ZM172 188V187H171ZM174 188H173V190L172 191H177L176 189L174 190ZM186 188H187V186H186ZM258 189V190H256L255 192H256V199L255 198H253L252 197V195H251V191L252 192H254V190L255 189ZM52 189V188H51ZM57 189V188H56ZM152 189H154V190H150L151 192H153V191H155L154 193H155V195L157 194V192L160 190V189H162V188H160V189H157V190H155V186H154V188H152ZM182 189V188H181ZM181 189H180V191L178 190V192H181ZM184 189V188H183ZM191 189V188H190ZM189 189V190H190ZM212 189V188H211ZM136 190V189H135ZM220 190H221V188H220ZM16 191H17V189H16ZM16 191H15V193H14V195L16 194ZM70 191V190H69ZM133 191V190H132ZM137 191V190H136ZM135 191V192H136ZM149 191V190H148ZM163 191H164V189H163ZM162 190H161V192H163ZM168 191V190H167ZM186 191V190H185ZM215 191V190H214ZM98 192H99V190H98ZM97 192V193H98ZM183 192V191H182ZM212 192V191H211ZM221 192V191H220ZM133 193V192H132ZM150 193V192H149ZM153 193V194H154ZM158 193H160V192H158ZM165 193V192H164ZM164 193H162V194H164ZM189 193V192H188ZM217 193V192H216ZM250 193V194H249ZM3 194H4V192H3ZM10 194V193H9ZM55 194V193H54ZM161 194V195H162ZM177 194H179L180 195V193H177ZM182 194V193H181ZM184 194H187V192H185ZM211 194V193H210ZM219 194H221V193H219ZM252 194H254V193H252ZM17 195H15V196H17ZM52 195V196H51ZM93 195V194H92ZM96 195V194H95ZM129 195V194H128ZM168 195V197L170 196L169 194H167ZM167 195H166V197H165V201H163V204H164V202H166V200H167ZM175 195H176V193H175ZM183 195V194H182ZM182 195H180L179 197H180V199L181 198H183L184 196H182ZM10 196V195H9ZM90 196V195H89ZM134 193L132 194V197L131 198H127V196H126V200L124 201V200H122L123 202H121L120 203V201H119V204L121 205H123L124 204V206H123V208H121L120 210H118L117 211V213L114 215V216H112V219L110 220L109 219V221L105 224V225H102V223H101V227L103 228V227H105L106 225H107V228L105 229V230H101L100 232H99V236H98V238H94L95 239V241H94V243H93V245H92V255H91V258L89 259L88 257V259H85L87 262L85 263V264H135V262L134 261H131V257L130 256H135L134 254H138V255H141V258L143 257V262H144V257H145V259H146V261H145V263H147V261H149L147 264H158V260H159V258H158V254H157V256L154 258V259H156V261L154 260V259H150V260H148L149 259V255H147L145 252L147 251V252H150L151 253V247H150V245H148V246H146V248H145V250H143V248L142 247H139L138 248V250H133V248H131L129 245H130V243H129V241L130 240H128V238H127V236L125 235V233L127 232V230L128 229H130V227H132V222H131V218H129V216H128V212H129V209L130 208H132V207H136L137 206V204L135 205V201H137V200H135L134 201V204L132 203L133 201L132 200H134ZM146 196V195H145ZM149 196H153V195H149ZM174 196V195H173ZM190 196V195H189ZM218 196V195H217ZM255 196V195H254ZM90 197H92V196H90ZM94 197V196H93ZM98 198L100 197L99 195L97 196ZM96 197V198H97ZM162 197H163V195H162ZM161 197V198H162ZM163 197V198H164ZM175 197H178V196H175ZM175 197H173V199L175 198ZM178 197V198H179ZM192 197V198H193ZM22 198V199H21ZM46 198H48V199H45ZM137 198H139V196L137 197ZM141 198V197H140ZM146 198V197H145ZM150 198V197H149ZM153 198V197H152ZM157 198V197H156ZM158 198H160V197H158ZM157 198V199H158ZM170 198V197H169ZM168 198V199H169ZM172 198V197H171ZM170 198V199H171ZM178 198H176V199H178ZM212 198V197H211ZM218 198V197H217ZM94 199V198H93ZM148 199V198H147ZM154 199V198H153ZM172 199V200H173ZM197 199V200H196ZM227 199H229V198H227ZM227 199H225V200H227ZM45 200V201H44ZM78 200V199H77ZM90 200V199H89ZM96 200V199H95ZM142 200V199H141ZM146 200V199H145ZM159 200V199H158ZM163 199H161L160 201H162ZM212 200H214V199H212ZM47 201V202H46ZM149 201V200H148ZM147 201V202H148ZM187 201V200H186ZM90 202V201H89ZM89 202H87V204H89ZM141 202H143V201H141ZM145 202V201H144ZM183 202V201H182ZM212 202V201H211ZM220 202V201H219ZM251 202H255V203H258V205H251V207L250 208H247V207H245L246 205H249L248 203H251ZM259 202H261V203H259ZM47 203V204H46ZM58 203H59V201H58ZM61 203V202H60ZM75 203V202H74ZM77 203V202H76ZM92 203V202H91ZM95 203H98V202H96L95 201ZM150 203H152V202H150ZM149 203V204H150ZM154 203V202H153ZM172 203V201L170 202L169 201V204H171ZM177 203V202H176ZM189 203H190V201H189ZM206 203V202H205ZM213 203V202H212ZM223 203V202H222ZM34 204V205H35ZM81 204V203H80ZM80 204H79V206H80ZM144 205H146V203H143ZM148 204V205H149ZM161 204H162V202H161ZM168 204V201H167V206H169V209H170V211L173 209H171L170 208V205ZM179 204H180V202H179ZM178 204V205H179ZM37 205V204H36ZM55 205H57V204H55ZM74 205V204H73ZM76 205V204H75ZM82 205V204H81ZM89 205H92V204H89ZM96 205V204H95ZM94 204L92 205V207H94L95 206ZM151 205V204H150ZM150 205H149V207H150ZM165 205V204H164ZM194 205V204H193ZM197 205V204H196ZM196 205H194L195 207L194 208H196ZM77 206V205H76ZM85 206V205H84ZM84 206H82V207H84ZM88 206V205H87ZM118 206V205H117ZM141 206V205H140ZM163 206V205H162ZM161 206V207H162ZM166 206V207H167ZM173 206V205H172ZM171 206V207H172ZM213 206V205H212ZM211 206V207H212ZM243 206L245 207L244 209H243ZM30 207V206H29ZM66 207V206H65ZM74 207V206H73ZM89 207V206H88ZM88 207H86L85 206V208H88ZM119 207V206H118ZM134 207V208H135ZM139 207V206H138ZM137 207V208H138ZM142 207V206H141ZM148 207V208H149ZM153 207V206H152ZM165 207V206H164ZM164 207H162V208H164ZM176 207H177V205H176ZM179 207V206H178ZM185 207V206H184ZM190 207V206H189ZM205 207V208H206ZM249 207V206H248ZM19 208H21V207H19ZM32 208V207H31ZM34 208V207H33ZM38 208V207H37ZM38 208V209H39ZM61 208V207H60ZM77 208V207H76ZM75 208V209H76ZM85 208H83V209H85ZM116 208V207H115ZM115 208H114V211H115ZM133 208V209H134ZM148 208H146V209H148ZM151 208V207H150ZM153 208H156V206L155 207H153ZM168 208V207H167ZM187 208V207H186ZM223 208V207H222ZM24 209V208H23ZM41 209V208H40ZM55 208H53V210H54ZM68 209V208H67ZM80 209V208H79ZM78 209V210H79ZM88 209H91V208H88ZM118 209V208H117ZM143 209V208H142ZM159 209V207H157V210ZM176 209L177 208H175L174 210V212H176ZM202 209V208H201ZM200 209V210H201ZM242 209V210H241ZM37 210V209H36ZM52 210V209H51ZM58 210V209H57ZM60 210V209H59ZM61 210H62V208H61ZM64 210V209H63ZM82 210V209H81ZM144 210V209H143ZM184 210V209H183ZM187 210V209H186ZM194 210V209H193ZM204 210V209H203ZM206 210V211H207ZM35 211V210H34ZM42 211L43 210H41V212H39V211H37V214H41L42 213ZM65 211V210H64ZM72 211H74V213H75V210H72ZM83 211V210H82ZM86 211H88V210H86ZM89 211H91V210H89ZM134 211H139V210H136V208H135V210ZM145 211H147V210H145ZM145 211L143 212V214L145 213ZM195 211V210H194ZM193 211V212H194ZM22 212V211H21ZM21 212H19V213H21ZM36 212V211H35ZM34 212V213H35ZM39 212V213H38ZM66 213H67V210L65 211ZM80 214H81V212L80 211H78ZM92 212V211H91ZM119 212V213H118ZM140 212H142V210L140 211ZM139 212V213H140ZM153 212V210L151 211V213ZM169 211H167V210H165V209H161L158 213H154L153 212V217H156L157 218V220H159L160 222H163V224H164V226H166V229H165V231L168 229V230H170L171 231V233H172V231H174V234H175V237L171 234L170 235V241L173 243V249H174V251H176L175 250V247H177V248H186V245H184L187 241H188V236H190V239L189 240H191L192 239V235L194 234L193 233V231L192 232H188V233H185V234H183V233H181L180 234V230H181V228L179 227L180 225H179V222H177V220H175L173 217H172V215H170L169 213H168ZM173 212V211H172ZM189 212V214H194V213H196L197 212V210L194 212V213H190V211H188ZM201 212H202V210H201ZM204 212V211H203ZM33 213V211H32V215L34 214ZM60 213V212H59ZM62 213H63V211H62ZM83 213V212H82ZM108 214V211L106 210V212H105V214ZM136 213V212H135ZM184 213H185V210L183 211V215H184ZM186 213H187V211H186ZM37 214H35V215H37ZM43 214V213H42ZM49 214H53V213H50L49 212ZM65 214V213H64ZM70 214V213H69ZM80 214H77V215H80ZM84 214V213H83ZM111 214H114L113 212H111ZM129 214H131V213H129ZM136 214H138V212L136 213ZM173 214V213H172ZM182 214V213H181ZM197 214V213H196ZM195 214V215H196ZM200 213H198V215H199ZM203 214V213H202ZM19 215V214H18ZM20 215H22V214H20ZM44 215H47V214H43V216H41V217H44ZM57 215V214H56ZM68 215V214H67ZM88 215H90V214H88ZM88 215H87V217H88ZM177 215V214H176ZM187 215V214H186ZM243 215V216H242ZM264 215V214H263ZM23 216V215H22ZM48 216V215H47ZM109 216V215H108ZM133 216V215H132ZM146 216V215H145ZM144 216V217H145ZM178 216V215H177ZM176 216V217H177ZM38 217V216H37ZM63 217V216H62ZM67 217V216H66ZM66 217H65V219H66ZM68 217H69V215H68ZM78 217V216H77ZM84 217V216H83ZM86 217V218H87ZM140 217V216H139ZM149 217V216H148ZM152 217V218H153ZM179 217H182V216H179ZM185 217V216H184ZM184 217H183V219H184ZM193 217H194V215H193ZM198 216H196V218H197ZM34 218V217H33ZM35 218H36V216H35ZM34 218V219H35ZM45 218V217H44ZM73 218H74V216H73ZM89 218V217H88ZM108 218H110V217H108ZM107 217H106V219H108ZM149 218H151V217H149ZM186 218H188V217H186ZM189 218H191L192 219V217H189ZM202 218V217H201ZM256 218V219H257ZM61 219L62 218H60V220H59V218L58 217H54V214H53V216H50L49 217V219L45 222V221H42L41 220V222L42 223H44L45 222V225H48V226H46V227H48L46 230H48L47 231V233H48V235H49V237H51L57 244L59 243V241H65V243H67V242H69L70 244L72 243V238H70V235L71 234H69V230L72 232L73 230H71L69 227H67V225H66V222H65V220H64V222H63V220H62V223H61ZM69 219H70V217H69ZM68 219V220H69ZM79 219V218H78ZM190 219V220H191ZM260 219L261 220H264V216L262 217V215H261V217H260ZM75 220V219H74ZM83 220H85V219H83ZM151 220V219H150ZM187 220V219H186ZM190 220H187V222H189L188 224H190L191 225V223H190ZM192 220H194V219H192ZM197 220V219H196ZM199 220V219H198ZM245 220V219H244ZM243 220V221H244ZM247 220V219H246ZM250 220V219H249ZM49 221V222H48ZM135 221V220H134ZM136 221H137V219H136ZM143 221V220H142ZM153 221V220H152ZM202 221H204V218H203V220ZM258 221V220H257ZM257 221H255V223H257ZM82 222V221H81ZM140 222V221H139ZM138 222V223H139ZM151 222V221H150ZM157 222V221H156ZM194 223H196L195 221H193ZM205 222V221H204ZM203 222V223H204ZM245 222V221H244ZM244 222H243V224H244ZM247 222H248V220H247ZM70 223V222H69ZM73 223V222H72ZM83 223V222H82ZM84 223H85V221H84ZM194 223H193V225H194ZM202 223V222H201ZM200 223V224H201ZM252 223V222H251ZM68 224V223H67ZM140 224V223H139ZM143 224V223H142ZM142 224H140L139 226H141ZM241 224H242V222H241ZM257 224H260V223H257ZM77 225V224H76ZM137 225V224H136ZM135 225V226H136ZM145 225V224H144ZM185 225V224H184ZM183 225V226H184ZM215 225V224H214ZM256 225V224H255ZM42 226V225H41ZM168 226V227H167ZM241 226V225H240ZM243 226V225H242ZM257 226V225H256ZM256 226H254V228H258V226L256 227ZM43 227H45L44 226V224H43ZM173 227V228H172ZM176 227V228H175ZM202 227H204V229H205V226H202ZM237 227V226H236ZM143 228V227H142ZM196 228H197V226H196ZM240 228V227H239ZM133 229V228H132ZM134 229H137L136 227L134 228ZM173 229V230H172ZM195 229V228H194ZM240 229H242V228H240ZM78 230V229H77ZM76 230V231H77ZM150 230V229H149ZM152 230H153V228H152ZM199 230V229H198ZM238 231H239V229H238ZM131 232V231H130ZM129 232V234H132V233H130ZM198 232H200V233H202V232H204V231H198ZM46 233V232H45ZM94 233V232H93ZM143 233V232H142ZM179 233V235H177ZM212 233V234H211ZM138 234V233H137ZM152 234V233H151ZM166 234H167V232H166ZM187 234H188V236H187ZM258 234H260V235H258ZM93 235H95V234H93ZM143 235V234H142ZM200 235V234H199ZM47 236V235H46ZM72 236H73V233H72ZM92 236V235H91ZM149 236V235H148ZM167 236H169L168 234H167ZM197 236V237H196ZM195 237L196 238H198V234L196 235ZM234 237V236H233ZM250 237V238H249ZM4 237H0V248H3L1 245L3 244V246H5V252H7L8 253V251L11 249V248H9L10 247V243H9V241L8 240H10V238L11 237H5L4 238V240H2ZM55 238V239H54ZM141 238V237H140ZM144 238H147L146 240H148V238L149 237H144ZM153 238V237H152ZM210 238H213V236L211 237L210 236ZM231 238V237H230ZM239 238H243V241H238L239 240ZM74 239V238H73ZM91 239V238H90ZM154 239V238H153ZM231 239H233V238H231ZM249 239H251V241L249 242L248 240ZM142 240H144V239H142ZM213 240V239H212ZM3 241V242H2ZM192 241H194V240H192ZM195 241H197V239H195ZM217 241V240H216ZM22 241L19 239V240H17V242H15L16 244H19V243H21ZM140 242H142V241H140ZM171 242H170V244H171ZM189 242V241H188ZM14 243V242H13ZM91 243V242H90ZM208 243H211V242H208ZM11 244H12V242H11ZM15 244V245H16ZM140 244V243H139ZM169 244V245H170ZM196 244V243H195ZM51 245V247H52V245H54V243L52 244H50ZM188 245V244H187ZM193 245V244H192ZM12 246H13V244H12ZM161 245H159L158 247H160ZM194 246V245H193ZM91 247V246H90ZM168 247H171V246H168ZM254 247H256V249L254 248ZM18 247L16 246V248H14V249H17ZM136 247H134V249H135ZM161 248V247H160ZM188 248H190V246L188 247ZM8 249V250H7ZM21 249V248H20ZM48 249H50V247L48 248ZM47 249V250H48ZM159 249V248H158ZM173 249L171 250V251H173ZM197 249V248H196ZM26 250H29V248L28 249H26ZM31 250V249H30ZM41 250V249H40ZM170 249H168V251H169ZM183 250V249H182ZM16 251H18V250H16ZM15 251V252H16ZM43 251V250H42ZM41 251V252H42ZM62 250H60L59 252H57L56 254H54L53 256L51 255V257H49L48 259H45V256L47 255L48 256V251L45 253V252H43V254H41L40 255V257L38 256L39 255V253L37 254V255H34L33 253H32V256L31 257H29L28 259H26V261L24 262H20V261H18V260H15V258H16V256L14 257L13 255H12V257H7L6 255L4 256L5 258H7V259H10L11 261H9L10 262V264L11 263H13V264H56L57 262H56V260L63 254V251L61 252ZM194 251V250H193ZM36 252V251H35ZM40 252V253H41ZM180 252V251H179ZM27 253V252H26ZM53 253V252H52ZM162 253V252H161ZM175 253V252H174ZM9 254V253H8ZM29 253H27V255H28ZM31 254V253H30ZM29 254V255H30ZM172 254V253H171ZM183 254V253H182ZM185 254H187V253H185ZM64 255V254H63ZM147 255V256H146ZM176 255V254H175ZM181 255V254H180ZM205 255H207V254H205ZM89 256V255H88ZM100 256H102V258L103 259H100ZM191 256V255H190ZM2 257V256H1ZM0 257V258H1ZM27 257V256H26ZM130 257V258H129ZM5 258H4V260H5ZM47 258V257H46ZM119 258L121 259V260H124V262L123 263H120V261H119ZM138 258H140L139 256H138ZM137 258V259H138ZM171 259H170V264H182V263H178V261H176V258L175 257H173L172 258V255H171V257H170ZM181 259H182V257H181ZM119 262H118V261ZM1 261V260H0ZM165 261H168V260H166L165 259ZM6 262H8L7 260H6ZM70 262V261H69ZM68 262V263H69ZM157 262V263H156ZM84 263V262H83ZM141 263V262H140ZM144 263V264H145ZM165 263V262H164ZM167 263V262H166ZM165 263V264H166ZM0 264H2V262H0ZM69 264H71V263H69ZM79 264V263H78Z\"/></svg>",
  "mask_w": 264,
  "mask_h": 264
}]
</instances>
